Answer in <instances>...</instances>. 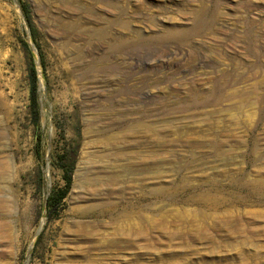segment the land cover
<instances>
[{
    "label": "rangeland",
    "instance_id": "374dc122",
    "mask_svg": "<svg viewBox=\"0 0 264 264\" xmlns=\"http://www.w3.org/2000/svg\"><path fill=\"white\" fill-rule=\"evenodd\" d=\"M15 1L0 0V264H264V0ZM124 112L116 128L155 124L159 145L131 139L162 169L93 195L91 171L127 152L95 121Z\"/></svg>",
    "mask_w": 264,
    "mask_h": 264
},
{
    "label": "bare ground",
    "instance_id": "6f19581e",
    "mask_svg": "<svg viewBox=\"0 0 264 264\" xmlns=\"http://www.w3.org/2000/svg\"><path fill=\"white\" fill-rule=\"evenodd\" d=\"M92 35L99 37L102 41L109 40L108 30L101 31V32L96 31L92 33ZM40 80H41V84L43 85V81L42 79H40V76H39V82ZM244 102L245 104H250V105L253 104L252 100H248V101L246 100ZM130 114H131L130 112L113 114L111 116L100 118L95 121V122H101V123H104V121H106L105 129L99 128L98 130L95 131L97 138H103L101 143H103L106 149H113L115 151L119 149L120 147H122V149H124V151H127V152H125V154H123L122 157H120L121 159H123V162H119L115 164L111 163L112 165L103 164L101 167H99V169H97V172L91 171V172H94L93 174L95 175H94V178L90 179L88 188L93 192V195L94 193L98 191L97 188L101 189V187H106V190H104L103 192V197L104 196L105 197L118 196L120 195L119 193L120 189L117 190V188L114 189L113 187L120 186V185L123 186L122 188L124 190L133 189L134 192L136 191L139 192L140 190L144 188L145 180L143 179L145 175H149L150 177H153L155 174L160 173V170L162 169L160 161L157 158L158 155H156L154 152H151V154H149L148 156L145 155L142 151L143 145L141 144V142L143 141L142 140L136 141V140L131 139V138H134L136 134L139 135L140 138H143L145 135H147L149 138L147 139L148 141H150L149 143L151 145H154V146L159 145V139L154 134L155 124L153 126L152 124L148 123L149 121H152V120L147 121L148 124H146L145 123L146 120H144V121L133 122L123 128L115 127L114 121H116L120 117L127 116V115L129 116ZM114 129H117V130L115 132H112ZM156 131H158V129H156ZM154 136L157 139L154 138ZM118 156L119 155L116 154L115 159L116 158L119 159ZM80 178H81V175L75 181L74 186L76 187V189H77V186H80L79 185ZM110 206L112 207L113 204H111ZM113 209L114 207L112 208V210ZM80 210L81 212H84L87 210V208L80 209Z\"/></svg>",
    "mask_w": 264,
    "mask_h": 264
},
{
    "label": "trees",
    "instance_id": "16d2710c",
    "mask_svg": "<svg viewBox=\"0 0 264 264\" xmlns=\"http://www.w3.org/2000/svg\"><path fill=\"white\" fill-rule=\"evenodd\" d=\"M21 11L24 15V18L28 22V25L30 27V32L32 39L34 40L35 34L34 30L31 27L30 23V17H29V11L25 4H20ZM23 47L27 49V46L25 43H23ZM28 77H29V90H30V101L31 106L33 109V112L35 114V117L37 116L38 112V101H37V90H36V73H35V66L33 62L30 63V66L28 68ZM74 154L75 150L71 149L69 151L65 150L62 153L56 154V161L58 163V166L62 170V178L64 180L63 186H59L57 188H54L50 191V193L46 197V205L48 209L51 212V216H55L57 214L58 207L61 204V201L65 197L70 183V174L71 170L73 168L74 163Z\"/></svg>",
    "mask_w": 264,
    "mask_h": 264
},
{
    "label": "water",
    "instance_id": "95a60500",
    "mask_svg": "<svg viewBox=\"0 0 264 264\" xmlns=\"http://www.w3.org/2000/svg\"><path fill=\"white\" fill-rule=\"evenodd\" d=\"M14 2L16 4L15 0H14ZM26 34H27V38H28L26 44H27V47L29 48L30 52L32 53L33 64L35 66L36 79L38 81V88H39L40 87V85H39V76L41 77L40 63H39L37 52H36V49H35V47L33 45V41H32V38L30 36V33H29L28 29H26ZM40 88H42V87H40Z\"/></svg>",
    "mask_w": 264,
    "mask_h": 264
}]
</instances>
